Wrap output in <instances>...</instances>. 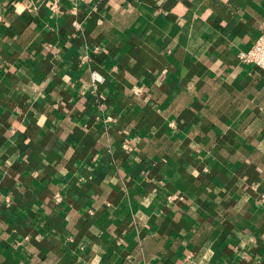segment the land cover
Segmentation results:
<instances>
[{
  "label": "crops",
  "instance_id": "0c3cea01",
  "mask_svg": "<svg viewBox=\"0 0 264 264\" xmlns=\"http://www.w3.org/2000/svg\"><path fill=\"white\" fill-rule=\"evenodd\" d=\"M57 3L0 0V264H264V0Z\"/></svg>",
  "mask_w": 264,
  "mask_h": 264
},
{
  "label": "built area",
  "instance_id": "2783aa9c",
  "mask_svg": "<svg viewBox=\"0 0 264 264\" xmlns=\"http://www.w3.org/2000/svg\"><path fill=\"white\" fill-rule=\"evenodd\" d=\"M75 1H90V0H75ZM46 5L51 10L58 9L57 0H45ZM74 27L78 28L79 23L73 22ZM240 59L245 63H251L264 71V19L261 21L258 36L253 45L246 51L239 53ZM91 79L94 83L103 81V76L96 70L90 72ZM264 198V195H262ZM58 199V195L56 196Z\"/></svg>",
  "mask_w": 264,
  "mask_h": 264
}]
</instances>
